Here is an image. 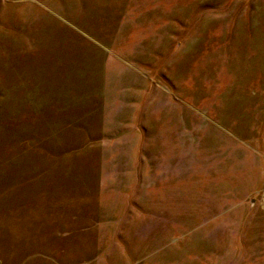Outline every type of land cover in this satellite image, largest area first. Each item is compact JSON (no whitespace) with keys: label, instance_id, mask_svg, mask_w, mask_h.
<instances>
[{"label":"rangeland","instance_id":"1","mask_svg":"<svg viewBox=\"0 0 264 264\" xmlns=\"http://www.w3.org/2000/svg\"><path fill=\"white\" fill-rule=\"evenodd\" d=\"M0 264H264V0H0Z\"/></svg>","mask_w":264,"mask_h":264}]
</instances>
